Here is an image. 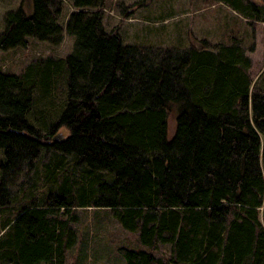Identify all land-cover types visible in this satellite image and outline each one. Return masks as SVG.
I'll use <instances>...</instances> for the list:
<instances>
[{"label": "trees", "instance_id": "1", "mask_svg": "<svg viewBox=\"0 0 264 264\" xmlns=\"http://www.w3.org/2000/svg\"><path fill=\"white\" fill-rule=\"evenodd\" d=\"M216 1L264 22V0ZM71 2L69 54L0 71V264H64L78 207L107 208L136 234L117 248L126 264H264V89L239 39L123 44L103 28L105 0ZM31 6L6 13L0 50L62 41L63 0ZM41 150L51 157L30 186L46 193L15 209L12 173Z\"/></svg>", "mask_w": 264, "mask_h": 264}, {"label": "rangeland", "instance_id": "2", "mask_svg": "<svg viewBox=\"0 0 264 264\" xmlns=\"http://www.w3.org/2000/svg\"><path fill=\"white\" fill-rule=\"evenodd\" d=\"M72 0H63L59 24L63 29L62 41L52 45L35 37H28V45L0 50V71L20 74L24 68L36 60L53 57L62 58L73 48L74 36L66 31V22L73 9ZM22 0H0V34L5 29L4 17L9 10H16ZM31 0H23V9L31 12ZM102 25L106 31H117L123 44L137 45L151 49H183L192 46H213L215 43H230L239 39L245 54L251 59L249 69L252 81L262 82L264 71V22L249 24L237 12L216 0H105ZM205 43H201V41ZM261 77V78H260ZM259 78V79H258ZM258 88V87H257ZM262 91V89L260 90ZM59 94L56 96L58 98ZM168 127H174V117L169 115ZM169 132V133H170ZM67 134L58 127L53 135ZM2 153L0 150V159ZM51 157L48 150H41L36 158L24 161L12 173L8 192L18 193V199L11 206L18 209L32 196L45 194L46 186L31 188L32 178L43 175V165ZM67 157L66 163L70 160ZM67 168L68 165L66 166ZM78 166H76L77 168ZM72 168V169H76ZM40 181V180H39ZM39 183V182H38ZM29 193L31 198H29ZM25 195V197L23 196ZM44 196L40 197L39 200ZM16 201V202H15ZM77 217L72 222L76 242L65 252L64 264H126L117 251L119 246L137 247L136 234L125 230L113 217L109 209L101 207H78ZM13 229V228H12ZM13 230L10 231L11 234ZM156 255L167 257L169 245H160ZM37 264H50L39 261Z\"/></svg>", "mask_w": 264, "mask_h": 264}, {"label": "water", "instance_id": "3", "mask_svg": "<svg viewBox=\"0 0 264 264\" xmlns=\"http://www.w3.org/2000/svg\"><path fill=\"white\" fill-rule=\"evenodd\" d=\"M62 136V134L61 133H58L54 138H60Z\"/></svg>", "mask_w": 264, "mask_h": 264}]
</instances>
